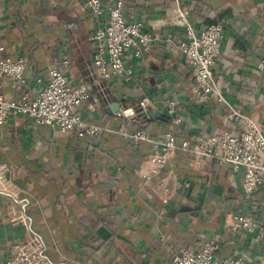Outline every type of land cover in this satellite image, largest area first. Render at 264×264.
Returning a JSON list of instances; mask_svg holds the SVG:
<instances>
[{
  "label": "crops",
  "instance_id": "obj_1",
  "mask_svg": "<svg viewBox=\"0 0 264 264\" xmlns=\"http://www.w3.org/2000/svg\"><path fill=\"white\" fill-rule=\"evenodd\" d=\"M126 13L142 19L153 39L150 53L126 66L135 80L129 85L103 84L100 106L86 110L90 122L116 128V103H135L143 94L165 97L181 105L180 139L225 129V107L213 102L198 106L186 95L188 68L175 45L182 28L173 26L170 0H123ZM195 31L211 23L224 30L214 74L225 99L261 128L264 136V0H190L186 2ZM76 22L77 30L62 25ZM92 27L84 0H0L1 56L22 57L32 80L51 66V59L67 57L69 77L92 80V51L87 36ZM28 87L35 89L30 81ZM20 88L3 79V94L17 98ZM160 135L168 119L152 116L142 124ZM148 145L102 133L85 140L59 135L22 116L0 125V161L8 165L15 196L0 194V264L10 260L11 245L25 241L27 231L39 236L47 258L56 264H172L182 250H197L216 238L218 259L264 260V193L242 191V170L188 166L176 151L163 171L151 180ZM166 201V202H165ZM249 215L254 232H231L235 215ZM26 225H24V222Z\"/></svg>",
  "mask_w": 264,
  "mask_h": 264
},
{
  "label": "built area",
  "instance_id": "obj_2",
  "mask_svg": "<svg viewBox=\"0 0 264 264\" xmlns=\"http://www.w3.org/2000/svg\"><path fill=\"white\" fill-rule=\"evenodd\" d=\"M190 0H170L173 5V26L182 28L175 45L184 56L188 68L186 95L198 106L213 102L225 107V129L212 133H200L194 138L180 139L183 120L181 105L177 100L165 97L155 100L146 94L133 104L120 98L113 112L118 121L116 128L94 123L84 118L86 110L95 112L100 106L99 92L103 84L114 81L129 85L135 80L133 70L126 66V58L132 53L140 58L151 52L154 39L144 31L142 19L126 13L123 0H84L92 27L87 41L92 51L91 81L83 76L69 77L67 57L51 59V66L32 80L25 75L28 62L22 57L1 56L0 47V125L9 118L22 116L36 125L49 127L59 135L74 134L78 139L96 137L102 133L115 134L133 146L148 145L146 162L149 169L141 172L143 180H151L165 168L169 158L180 151L188 166L199 169L207 166L229 167L236 173L242 170V191L246 195L264 193V136L260 126L249 116L231 105L222 93L214 74L220 56V43L224 30L221 24L211 23L201 32L195 31L191 12L186 5ZM67 31L78 28L76 22L62 25ZM264 70V59L258 64ZM10 78L20 88L17 98L3 94V79ZM30 81L35 89L28 87ZM168 119V126L160 135H151L142 124L152 116ZM8 165L0 161V194L15 196V187L8 178ZM166 202V201H165ZM24 222V221H23ZM24 225L26 223L24 222ZM256 222L249 215H235L229 225L231 232H254ZM264 229L260 228L253 242H260ZM219 243L212 238L200 244L197 250H182L171 258L172 264H253L243 259H218ZM7 264H56L45 253L42 239L27 231L25 241L15 242L10 248ZM264 264V260L260 263Z\"/></svg>",
  "mask_w": 264,
  "mask_h": 264
}]
</instances>
